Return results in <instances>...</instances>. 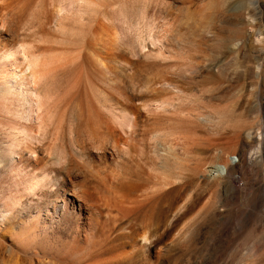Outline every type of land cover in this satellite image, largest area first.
Returning a JSON list of instances; mask_svg holds the SVG:
<instances>
[{
	"label": "rangeland",
	"instance_id": "rangeland-1",
	"mask_svg": "<svg viewBox=\"0 0 264 264\" xmlns=\"http://www.w3.org/2000/svg\"><path fill=\"white\" fill-rule=\"evenodd\" d=\"M0 159V264H264V0H0Z\"/></svg>",
	"mask_w": 264,
	"mask_h": 264
},
{
	"label": "bare ground",
	"instance_id": "bare-ground-1",
	"mask_svg": "<svg viewBox=\"0 0 264 264\" xmlns=\"http://www.w3.org/2000/svg\"><path fill=\"white\" fill-rule=\"evenodd\" d=\"M71 1H73V2H81V3H82V1H86V0H71ZM77 4H78V3H77ZM79 4H80V3H79ZM187 42H188V41H187ZM31 65H32V64H31ZM27 67H28V69H30V70L33 69V68L31 69L30 63H29V66L27 65ZM32 67H33V66H32ZM30 70H29V71H30ZM32 74H34V73H31V77L33 78L34 75L37 74V73H35L34 75H32ZM33 79H34V78H33ZM6 84H7V83H6ZM7 85H8V84H7ZM4 88H5V87H4ZM6 89H7V88H6ZM9 89H10V88H9ZM7 92H8V91L6 90V94H8ZM2 95H4V93H2ZM220 113H221V112H220ZM235 125H236V124H235ZM233 126H234V125H233ZM247 133H249V132H247ZM251 133H252V132H251ZM249 136H251V134H250ZM249 138H250V137H249ZM117 142H118V141H117ZM10 146H12V145H10ZM14 146H15V145H14ZM166 147H167V146H166ZM166 147H165V148H166ZM10 148H12V147H10ZM13 148H14V147H13ZM24 148H25V147H24ZM163 148H164V147H163ZM18 149H19V148H18ZM27 150H28V149H27ZM168 151H169V150H168ZM169 152H170V151H169ZM23 154H24V153H22V152H15V151H12V150H11V151H9V152L6 151V153H4V157H3L4 159H3L2 157H1V158H2L4 161H7V162L9 163V162L12 160L13 156L15 157V155H16V156L18 155V157L21 158V157L24 156ZM163 154H164V153H163ZM165 154H166V153H165ZM165 154H164V156H165ZM169 154H170V153H169ZM35 155H36V154H35ZM35 155H34V156H35ZM166 156H167V155H166ZM52 159H53V158H52ZM0 160H1V159H0ZM3 160H1V162H2ZM53 160H54V159H53ZM71 161H72V160H71ZM51 162H52V161H51ZM68 162H69V161H68ZM68 162H67V163H68ZM166 164H167V163H166ZM165 166H166V165H165ZM54 167H55V166H54ZM64 167H65V168L67 167L66 164H65ZM67 168H68V167H67ZM232 168H233V167H232ZM72 169H73V168H72ZM78 169H79V167H78ZM224 169H225V171H227V169H226L225 167H224ZM69 170H70L69 168L67 169V171H66V169L64 170V171L67 172V174L64 172V173L66 174V175H64V176H67V178H68L67 181L70 182L71 179H70L69 176H71V175L69 174V172H70L71 170H70V171H69ZM239 170H240V169H239ZM51 171H52V170H51ZM48 172H49V171H48ZM230 172H231V171H230ZM230 172H229V173H230ZM50 173H51V172H50ZM45 174H46V176H48L47 173H45ZM123 184H124V183H123ZM131 186H132V185H131ZM127 187H129V186H127ZM119 189H120V188H119ZM134 190H135V189H134ZM126 192H127V191H126ZM126 192H125V193H126ZM130 192H131V191H130ZM127 195H128V194H126V196H127ZM145 200H146V199H145ZM115 202H116V201H115ZM145 202H146V201H145ZM147 202H148V201H147ZM147 202H146V204H147ZM135 203H136V202H135ZM140 203H141V202H140ZM137 204H139V203H137ZM141 204H142V203H141ZM144 204H145V203H144ZM146 204H145V205H146ZM132 205H133V204H132ZM135 206H136V205H135ZM135 206H133V207L135 208ZM137 206H138V205H137ZM131 207H132V206H131ZM134 210H135V209H134ZM127 211H128V209H127ZM129 212H130V211H129ZM130 214H131V212H130ZM126 215H127V214H126ZM126 215H125V216H126ZM125 216H124V217H125ZM149 219H150V218H149ZM147 221H148V220H147ZM148 223H149V221H148ZM146 226H147V225H146ZM151 226H152V225H151ZM146 238H147V237H146ZM148 239H150V238H148ZM132 240H133V239H132ZM150 243H151V242H150ZM134 244H135V243H134ZM119 246H120V245H119ZM121 247H122V246H121ZM121 247H120V248H121ZM113 249H114V248H113ZM116 251H117V250H116ZM127 253H128V252H127ZM116 256H117V255H116ZM116 256H115V257H116ZM123 258H124V257H123ZM114 261H115V260H114ZM118 263H119V262H118ZM123 263H124V261H123ZM108 264H109V263H108ZM111 264H112V263H111Z\"/></svg>",
	"mask_w": 264,
	"mask_h": 264
}]
</instances>
